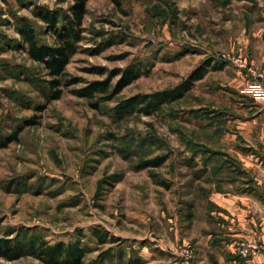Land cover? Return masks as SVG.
I'll return each mask as SVG.
<instances>
[{"label": "rangeland", "instance_id": "rangeland-1", "mask_svg": "<svg viewBox=\"0 0 264 264\" xmlns=\"http://www.w3.org/2000/svg\"><path fill=\"white\" fill-rule=\"evenodd\" d=\"M74 2L0 0V137L33 122L19 141L0 150L2 234H41L51 244L82 240L92 249L84 264H203L210 249L204 236L219 228L218 207L210 213L207 206L214 189L261 199L254 217L263 234L259 183L264 179L259 169L243 170L252 164L237 155L257 150L241 140L236 111L223 110L235 89L219 77V67H224L223 50L237 47L242 34L254 33L242 30L240 22L264 19V0H89L84 40L67 67V80L79 83L50 101L39 85L49 77L29 57L16 22L31 19L41 41L52 44L49 27L34 10L69 12ZM208 48L218 63L183 98L151 115L135 111L119 117L117 108L125 100L182 83L212 56ZM93 68H104L105 74L88 71ZM128 69L142 76L113 96L121 76L105 96L87 99L71 92ZM238 72L246 83L243 96L264 105L249 91L257 81ZM163 155L168 159L161 167H142ZM247 239L235 240L236 253L251 262L264 254V241ZM253 245L257 255L241 253ZM0 264L43 263L28 256Z\"/></svg>", "mask_w": 264, "mask_h": 264}, {"label": "trees", "instance_id": "trees-1", "mask_svg": "<svg viewBox=\"0 0 264 264\" xmlns=\"http://www.w3.org/2000/svg\"><path fill=\"white\" fill-rule=\"evenodd\" d=\"M89 0H75L70 7L69 12L61 10L38 9L34 10L37 18L42 20L52 34L53 43L48 44L41 41L37 28L27 17H20L16 22L17 32L27 45L29 57L43 65L45 75L49 80H43L40 89L48 100L60 99L66 88L79 83L77 79L67 80V67L72 58L79 52L80 43L84 40V21L87 14V4ZM209 60L205 64L196 68L182 83L175 88L157 91L154 93H145L135 95L124 102L118 108L119 117L124 118L127 114L135 111L151 115L161 109L167 103L177 101L190 91L196 82L204 79L209 72ZM89 72H98L105 74L104 68L89 69ZM32 74L27 77L32 79ZM121 76L115 90L112 94L121 92L124 88L138 80L142 74L133 69L126 71L116 70L105 80H95L89 82L86 86L73 89L71 92L80 97L94 99L97 95H107L111 89L113 80ZM29 79V80H30ZM111 99V96L109 97ZM98 109L99 106L95 104ZM33 122H26L24 125H18L15 130L9 134L0 137V150L7 148L10 144L19 141L20 134ZM211 155H223L221 152L208 150ZM167 155L157 156L142 164V167H161L166 160ZM229 160H233L228 158ZM226 161V160H225ZM235 162V161H234ZM221 166H217L219 169ZM101 238V237H99ZM105 242L103 238L100 240ZM92 249L83 243L82 240L75 242H58L51 244L41 234H29L28 232H19L15 236L3 235L0 231V259L16 261L24 257H34L43 264H84V259ZM138 264H144L141 260Z\"/></svg>", "mask_w": 264, "mask_h": 264}, {"label": "crops", "instance_id": "crops-1", "mask_svg": "<svg viewBox=\"0 0 264 264\" xmlns=\"http://www.w3.org/2000/svg\"><path fill=\"white\" fill-rule=\"evenodd\" d=\"M251 23L252 22L249 21L240 22V28L242 30L247 32V30L250 29L254 33L251 35L242 34L239 36V40L236 42L234 47L245 45V47L248 48L247 50H249L252 54L253 58H255L258 65L264 70V19L258 17L252 24ZM212 52H215L212 48L211 50H207L208 55H212ZM223 52H228V50H223ZM211 57L215 59H212ZM217 57L218 56L212 55L208 58L210 61L209 64H211L210 66H214V64L218 63V60L216 59ZM222 62L224 67H219L223 69L219 73V77L221 79H225V83L235 89V91L229 92V94L233 97H230L231 102L233 103L230 102L223 110L231 111L230 109H232L233 111H236L237 116L235 118L234 126L240 129L242 135L241 140L245 141V143L247 142V145L250 146L249 148L252 151H254L253 149L257 150L256 153H247L249 150L247 151L246 149L243 150L244 153L239 152L237 155L246 159L248 164H252L251 166H248L249 170L247 167H244L243 170L250 171L249 173H251L252 169H254V171L259 169V177H263L264 179V170L259 165V162L264 160V105L259 102L258 104L250 98L243 96L246 83L240 79L238 70L234 68L235 66L233 67L228 62L223 60ZM230 125H232V123ZM220 152L223 155H228L229 157L233 156L225 151ZM234 159L240 160L237 157H234ZM262 162L264 163V161ZM260 170H262V173H260ZM212 171L215 173L214 170ZM261 181L262 180H260L259 184L262 186L259 184L257 185H259L260 188H264V184ZM213 186L215 187V185ZM258 191L260 190L258 189ZM256 193L263 197V193ZM260 200L258 197L249 193H240V191L231 193L221 189H214L210 199L207 201V206L209 207L210 213H212L211 210L215 205L218 207L216 214L219 215V218H216L219 221L216 224L219 225V228L209 230V227V234L204 236L206 245L210 249L203 257V264H264V254L251 262H244L236 253L237 241L235 242V240H238L240 237L251 239H247L246 241L254 242L259 238L264 241V233L260 234L258 232V216L254 217L255 213H258L257 211H259V203H261ZM250 214H252V217H250ZM210 217L215 218L212 215H210ZM233 242H235V244H233ZM214 253L218 256V258L211 256V254Z\"/></svg>", "mask_w": 264, "mask_h": 264}, {"label": "built area", "instance_id": "built-area-1", "mask_svg": "<svg viewBox=\"0 0 264 264\" xmlns=\"http://www.w3.org/2000/svg\"><path fill=\"white\" fill-rule=\"evenodd\" d=\"M221 58L232 66L238 68V70H240L246 77L252 78V80H256L257 83L255 84L257 85L253 84L252 86H250L249 91L252 92L255 97L264 99V71L261 70V68L253 60H250L246 56L244 47H235L232 50L223 53L221 55ZM259 81H262V83ZM243 249L241 253L244 256H246L247 254L255 256L259 251V247L256 245L245 248L244 251Z\"/></svg>", "mask_w": 264, "mask_h": 264}]
</instances>
